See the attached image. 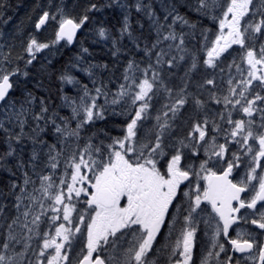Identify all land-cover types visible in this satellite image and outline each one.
Returning a JSON list of instances; mask_svg holds the SVG:
<instances>
[{
	"label": "snow or ice",
	"instance_id": "obj_1",
	"mask_svg": "<svg viewBox=\"0 0 264 264\" xmlns=\"http://www.w3.org/2000/svg\"><path fill=\"white\" fill-rule=\"evenodd\" d=\"M198 5L196 10L198 12L204 10L203 14L205 15L209 9L222 7L217 4V0H211V2L198 0ZM91 7L96 8V5ZM136 9L145 11V15L150 19L156 33V39L150 47L145 44L142 49L149 60L147 67L142 68L139 63L130 60L123 73L125 83L119 86L117 93L112 94L111 103L113 105L130 99L136 107L134 117L126 125V134L122 138H113L112 143L107 145V152L101 145L93 143L92 137L87 138L83 147L78 143L85 125L94 124L97 119L104 117L105 106L96 103L97 98L101 95L105 97V104L109 102V94L105 91L103 84L95 87L96 82L93 81L95 96L91 95L86 85L82 86L83 95L80 96L79 104L67 96L63 97L71 107L73 114L71 119L76 120L75 127L71 128L69 127L71 122L69 118L61 117L62 123H57L56 113L47 115L49 110L43 100L40 112L32 113L31 108L25 106L31 105L34 99L30 93L20 108L17 109L14 104L9 105L10 90L14 87V82L10 80V77L17 75L19 70L9 71L0 68V102H4L0 104V107L5 108L3 118L0 119V129L7 131L5 121L18 126L21 130L20 133L11 135L9 139H14L19 143L24 135L23 130L27 117L31 114L37 122L33 129L34 132L37 129L43 131L39 123L42 120L46 125L51 124L58 142L66 145L69 150V155L65 159L64 173L58 175L59 157L64 153L65 148L55 151V146H49L48 161L45 167L51 168L52 172L38 174L40 179L38 188L36 182L26 172L24 173V183L19 186L20 192L15 197L14 207L17 215L12 217L11 222L6 223L8 232L0 240V250H2L0 251V264H23V258L26 257L25 250L32 248L28 241L34 237L42 239V246L39 247L35 260H29L28 264H61V261H67V252L62 253V249H65L66 245L71 247L73 229L75 233L82 232V228L74 222V212L77 213L80 224L86 225L87 230V251L82 255L78 264H133V262L134 264H156L149 257V253L153 250V242L156 240L157 234L161 232V227L167 223L170 229L173 228L171 220H166V217H171L172 220L176 219V214L170 212V208H176L177 212H186L187 214L183 217L184 224L180 229L179 236L175 243L170 245L169 264H191L196 243V225L199 222L206 225L210 222L197 219L202 213L207 214V210L202 207V204L209 205L212 213L218 217V221L215 222V230L211 234L210 247L218 248L219 251H209L207 256L202 259L201 264H209L208 258L219 257L220 253H225V264H232L234 257L227 255L228 249L225 243L220 240L221 235L227 244L231 245L232 252L251 253L243 257L245 260H254L258 254L260 264H264V245L258 242L255 233H247L249 238L246 239H241L239 228L234 229L236 237H232L229 233L232 225L238 224L240 220H243L244 223L248 222L247 214L239 217L236 215L243 208L258 212L259 219L252 218L251 223L256 228L264 230V203L261 204L260 209H257L258 202H264V174L257 173V167H260L264 173V165L261 164V158H264V133L255 132L254 120L249 119L246 128V122L243 119H233L231 111L228 110V105H231L233 109L239 105L240 110L250 118L258 112L260 115L259 127L264 128V107L256 105V101L264 102V96L257 93L253 99H249L246 95L253 87V81L264 85V75H257L258 72L264 70V43L260 45L259 53L254 52V44L249 46L246 43L249 40L255 42L260 36H264V0H260L259 4H257V0H230L228 2L226 10L223 11V19L219 21L220 33L213 46L208 50V58L204 61L208 67H216L215 60L233 44H238L246 50L244 59L248 64L249 71L247 78L239 81V85H241L239 91L233 86V81L230 79L228 81L230 95L223 96L221 101L215 93L212 94L215 102L218 104L223 102L225 110L229 113L227 118L223 112L218 114L221 120L226 119V122L232 126L224 130L227 133L225 143L216 144L214 142L210 146L204 147L207 159L200 161L198 169L194 164H182L183 149H191L193 156L197 154L195 145L191 143L196 140L193 133H199L197 144L200 141H205L207 134L205 128L197 123L193 131L189 132V142L180 140L181 147L177 148L171 158L166 161V175L158 167L160 160L167 155L164 137L171 128L170 121L188 102L186 85L185 88L179 90L173 103L163 106L166 109L163 111V117L166 119H162L160 115L156 116L157 123L154 127L157 131L154 143L151 139L139 137L138 128L143 125L138 122L148 118L147 109L151 107L150 101L158 95L160 88L169 97L172 95V89L168 88L163 80V66L167 64L169 70L177 67L179 62L185 59L184 54L188 51L184 46L183 34L178 36L174 26L177 22L191 28H195V25L190 24L182 16L173 15V11L167 12L163 18L166 22L172 16V23H163L155 16L151 5L145 6L137 3ZM257 15L260 17L259 22L255 21ZM247 16H250V19L244 20ZM49 18V13L44 12L35 24V28L41 29ZM87 19L88 17L85 16L79 23L74 22L71 18L62 19L57 32V41L66 39L71 44L77 29ZM242 20H244L243 25ZM165 28L168 29L166 34ZM224 29H227L226 34ZM125 34L130 40L137 43V49L141 50L137 38L130 29L127 15H125L123 26L120 29L121 39ZM99 36L106 38L107 34L103 28L99 30ZM177 39H179V43H169L167 50L162 46L165 41L175 42ZM222 41L223 43H221ZM117 43L118 41L114 39V56L121 51L119 47H116ZM47 47H49L48 44L39 43L34 37L31 38L26 48L30 59L26 63L31 64L36 58L35 53ZM172 49L178 53V59L176 55L168 58ZM85 51L87 50L85 49ZM153 56L154 63L152 62ZM191 67H196L195 58H193ZM236 67L240 70L239 65ZM137 73H142V75L138 76ZM169 75H171L170 71ZM61 81L73 86L78 83L74 77L68 74L63 75ZM205 83L212 85L214 81L209 79ZM237 95L239 98L233 99ZM86 100H91V104H88ZM137 102H140L138 106ZM193 103L197 108L203 106V102L197 97H193ZM207 123L206 119L204 124L207 125ZM213 131H219V127L214 125ZM250 139H255L258 142V150L254 151L253 146L249 144ZM213 141H215V137H213ZM32 142L35 144L41 141L33 138ZM228 143L240 144L246 155L253 154L252 162L255 166H250L246 178L241 179L238 183H234L229 177L232 175L233 169L240 166L239 163H236L240 160V156L233 153L232 160L225 158ZM9 147L11 148V145ZM53 151H55V155L52 154ZM12 154V151L6 153L8 156ZM38 160V153L34 150L29 165L34 171L35 163L33 162ZM219 161H224L227 164L223 174H218L214 170ZM18 167L24 168L25 165L21 162ZM69 168H71L70 181L67 178ZM192 178L195 180L194 187ZM201 180H203V184L199 183ZM184 181L189 182V190L183 191L185 201L181 202L179 199V193L182 191L180 185ZM252 181L257 183L252 184ZM85 184L87 187H84ZM28 185H32L31 191L28 190ZM16 187L18 185H12L13 189ZM250 188L252 190L250 197H242L241 193L249 192ZM82 196L87 199H80ZM25 200L28 203H24ZM45 201H51V203H45ZM174 201H176L175 204ZM233 201L239 206H234ZM79 203L86 204L87 208L81 211L76 207ZM184 203L187 204L186 208L183 206ZM36 205H39L38 212L35 211ZM49 212L52 215H48ZM61 213L62 220L71 227H66L64 222L57 225V221L61 219ZM42 217L47 218L49 228L55 227L54 236L47 230L41 231V225L46 222ZM4 219L7 220L6 217ZM14 226L27 229L28 235L17 238ZM260 234L264 235V232ZM206 235H208L207 232ZM21 240L24 241V250L16 251L15 245L20 244ZM125 244L127 247H124ZM49 249L54 251L50 252ZM165 249L167 251L169 245H165ZM253 249H255V253H253ZM118 252L122 255L117 256ZM174 257L176 259H173ZM235 264H240L239 257L235 258Z\"/></svg>",
	"mask_w": 264,
	"mask_h": 264
},
{
	"label": "rangeland",
	"instance_id": "obj_2",
	"mask_svg": "<svg viewBox=\"0 0 264 264\" xmlns=\"http://www.w3.org/2000/svg\"><path fill=\"white\" fill-rule=\"evenodd\" d=\"M6 0H0V2H5ZM93 1V0H92ZM97 1V0H94ZM22 3V7L26 9V11H22L20 8L16 9V13L20 12L22 17L27 16L29 17V20L27 22L28 27L27 29L14 27L8 31L10 27L4 23H0V68L6 69L4 67L7 66L5 59L3 58L5 51L8 50L7 53L12 54V50L16 49L20 43H26V47H22V49L25 51L27 48V44L29 43L31 38H35L39 43L48 44L49 47L42 49L40 52L35 53L36 56L39 57V59H44L48 61L47 64H40L37 69L34 68H24L23 70L18 71L17 75L12 76V81L14 82V87L17 85V98L10 97L8 100L9 105H15V107L18 109L20 108L21 104H24L26 99H28L29 93L34 98L31 105H25L26 107H30L32 110V113H39L41 110V101L43 100L45 102V106L48 108L47 115H51L52 113L57 114V123H62L60 120L61 117L69 118L70 124L69 127L74 128L76 125V120L71 119L72 117V110L71 107L68 106L67 101L63 99V97L67 96L69 99L74 101L76 104H79L80 102V96L83 95V87L84 85L87 86V88L90 90L91 95L95 96V87H99L101 84L105 86V91L109 94L108 95V103L105 104V97L103 95L99 96L96 100V103L98 105H104L105 106V112L103 119H97L94 123V125L102 123L106 118L110 120H118L120 123L119 125H112L111 132L108 133L106 130L103 131L100 135V141L96 140V137H92V142L96 145H101L105 152H107V145L112 143L113 138L120 137L122 138L126 134V125L128 122H130V119L134 117L135 115V107L132 104V101L130 99L122 100L121 103L113 105L111 103L112 94L117 93L119 91V86L123 83H125L123 78L124 69L121 71V73H114L115 70L107 67L105 64L101 65L99 64V61L96 59L94 60L91 55H89L88 51H85V47L83 45L82 41H79L78 39L75 41L73 45H70L66 39H61L57 41V32L59 30V24L62 19L71 18L74 20V22L79 23L82 17L83 7L84 4L88 3L89 0H20ZM211 2V0H209ZM230 2V0H217V4L221 5L222 7L218 6L213 9L207 10V14H203L204 10L197 11L196 9L199 7L198 0H100L98 3H100L96 7L95 11H98V13H101L104 18L106 16V9L111 13V11L117 12L118 21H120V28L117 29V33L120 37V29L123 26L125 15L128 16V23L130 25V29L134 35V28L138 29L139 32L142 31V35L144 36L145 31L149 28L151 33L155 34V31L152 27L151 21L148 18L147 15H145V11H137L136 5L137 3H140L142 5H151V10L155 13V16L159 18V20L166 24L172 23V16L169 17L168 21H164V16L169 11H173V15H179L184 17L186 20H188V17L184 15L185 11L187 14H192L195 17H192L195 20H198L199 18L202 19L201 26H207L211 29H207L204 31L203 35H206L207 39L203 37L201 39L200 47L197 46L192 50V54L190 53L191 60L193 62V58H195L196 67L192 68L189 74L186 69L187 67L184 65V63H187L188 59H184L183 61L179 62V66L172 68L171 75H174V78L178 79L179 86H182L181 88H185L186 85V92H191V100L188 101L183 108L180 109V111L176 114V117L170 121L171 128L169 130V135L173 136L175 140L170 141L166 143L165 151L167 155L175 153L178 146L175 145V142H179L180 140L189 141V132L193 131L194 126L199 123L200 125L204 126L205 131L207 132L208 127L210 126V123L212 125L218 126L219 131H213V128L210 129L212 132L211 134H206L205 141H200V143H208V145H205V147L210 146L214 142L218 144V138L221 136L220 132L226 128L229 129L232 126L229 125L225 120H221L220 116L218 115L220 112L224 113L225 118L228 116V111L225 110L223 102L216 103L215 100L212 98V94L215 93L216 97L221 99L225 95H230L228 92V81L231 79L233 81V86L237 88V91H239L241 85H239V81L242 79L247 78V73L249 71L248 64L244 57L246 56V50L242 49L240 45L233 44L231 47H229L225 52H223L220 57L215 60L216 67L210 68L208 67L204 61L208 58L207 52L208 50L213 46V43L220 33V27H219V21L220 19H223V11L226 10L227 4ZM260 0H257V4H259ZM39 3L44 5V8H40ZM21 6V4H20ZM184 9V10H183ZM0 11L2 12L0 14V19L5 18V14L7 11L5 10V7L0 3ZM102 11V12H100ZM44 12L49 13V20L46 21V23L41 27V29L37 30L35 28V24L38 22L39 18L43 15ZM7 15L12 16L14 14L7 13ZM54 17V18H53ZM79 17V19H78ZM250 19V16H247L244 18V20ZM191 20V19H190ZM244 20H242V25L244 23ZM260 17L259 15L256 16L255 21L259 22ZM33 21V22H32ZM117 20H115L116 23H118ZM189 21V20H188ZM1 22V21H0ZM30 22L32 24L30 25ZM208 22V23H207ZM14 22L11 21V24ZM189 23L193 24V22ZM14 25V24H13ZM30 25V26H29ZM143 25V26H142ZM82 31L80 34L86 35L89 38V43L92 44L95 40H99L100 43H105V45H108L113 48L115 51V48L113 46V40L116 38L112 36V33L109 29H107L103 24H88L87 26H84V23L82 24ZM188 26L183 25L180 22H177V24L174 26L175 31H178V36L183 30H188ZM103 28L107 34L106 38H101L99 36V30ZM193 29V28H191ZM204 29V28H203ZM227 29H224L225 34ZM168 29L165 28L164 32L167 33ZM79 33V32H78ZM128 41L130 40L125 34ZM137 35V34H136ZM139 34L137 35L138 38ZM146 36V35H145ZM144 36V37H145ZM124 38V37H123ZM122 38V39H123ZM142 40V39H137ZM132 41V40H131ZM223 43V41L221 42ZM246 43L249 46L255 45L253 50L256 53H259L260 51V45L264 43V36H260L258 40L255 42L249 40L246 41ZM135 44V43H133ZM168 41H165L163 43V47L167 50ZM136 46V44L134 45ZM12 47V48H11ZM62 49H70L67 50L69 56V63L68 65L65 64L63 69L59 71L58 75L54 78V73L50 68H47V65L49 63H53L54 57L59 54V52ZM87 50V49H86ZM76 53H75V52ZM23 56H29L27 51L23 53ZM16 58V56H15ZM21 61V57L19 59V62ZM74 63V65H73ZM67 65V66H66ZM236 65L240 66V70L237 69ZM40 69V70H39ZM38 71L43 72L40 77H38ZM118 71V70H117ZM26 73V74H25ZM188 74L187 76L185 74ZM65 74L71 75L75 78V81L78 83L73 85H68L66 82L61 81V77ZM138 76H141L142 73H137ZM257 75H261L260 72L257 73ZM213 80L214 84L209 85L206 84V80ZM95 80V87L93 85V81ZM50 85H54L55 88L58 91L56 99L55 96L52 97V94L50 93ZM178 85V84H177ZM203 85V87H201ZM253 87L249 89L248 93L246 95L249 99H253L254 96L259 93L261 96H264V88L263 90H258V81L252 82ZM180 88V89H181ZM179 89V90H180ZM138 90V89H137ZM177 90V93L179 92ZM44 94V98L41 96V94ZM250 94V95H249ZM193 97L199 98L203 102V106L200 108H197V106L193 103ZM239 96L233 97V99H237ZM188 99V98H187ZM88 104H91V100H86ZM140 102H137V106ZM151 107L147 109L148 117L153 116V108L160 107L162 111V119H166L163 117V111L166 109L163 108L165 104H171V101L168 98H164L163 101H159L157 97L153 98L152 101H150ZM257 107H264V102L262 101H256ZM228 110L231 111V116L233 119H243L246 122V128L248 127L247 121L249 119H252L255 121V124L253 125L254 130L256 133H264V128L259 127L260 124V115L258 112L253 114V117L246 116L241 110L240 106L237 105L235 109L232 108L231 105H228ZM5 111V108L0 107V119L3 118V113ZM169 116H171V113H169ZM207 119L208 123L207 125L204 124V121ZM148 120L144 119L139 124H142L143 127L138 128V135L141 139H151L153 143L155 142V132H151L148 125ZM36 121L32 118V115L29 114L27 117V122L24 127V135L22 136L21 142H19V151L14 155V161L19 165L21 162L25 165L24 168L18 167L19 177L16 182V185L18 187L15 188V197L16 194H19L20 187L24 183V173L26 172L29 177L33 181L36 182V187L38 188L40 185V179L39 175L42 174H48L52 172L51 168L45 167V164L48 161V154H49V146H55V151H59L61 148H65L64 153L59 157L60 163L58 165V175H62L64 173L65 168V159L69 155V150L66 148V145H63L58 142L57 136L53 131V126L51 124H45V122L42 120L40 121V127L43 129V131H40L37 129L35 132L33 129L36 127ZM121 123L123 125H121ZM176 124H178V127H176ZM92 125V124H88ZM88 125H85L88 126ZM5 127L7 128V131L4 129H0V133H2L5 138L9 141V137L14 134L20 133V128L18 126H14L11 123H7L5 121ZM188 130V131H187ZM83 133V132H82ZM193 135L196 138V141L199 140V133L194 132ZM227 135V133H226ZM170 136V137H171ZM211 138H209V137ZM91 137L86 134L81 135V139L79 140V145L83 147V145L87 142V138ZM213 137H215V141H213ZM33 138H37L39 143H33ZM229 139L231 137L229 136ZM239 139V138H237ZM165 141H168L166 136L164 137ZM7 141H5L6 143ZM15 143H17L15 141ZM73 143H76L73 141ZM249 144L253 146L254 151L259 149V144L255 139H250ZM12 148V146H11ZM228 151H226V157H232L233 153H236L242 157V161L244 162H238L239 167H236L234 170L236 174L244 173L246 174L249 170L250 166H255L252 162V156L253 154H245L244 149L241 147L240 144L237 143H228L227 144ZM36 151L39 156V160L35 161V171L30 165V160L33 151ZM55 151L52 152L53 155H55ZM247 156L248 160L245 162V156ZM202 157L207 158L205 155V152L203 151ZM171 158V157H170ZM169 158V159H170ZM215 159V158H214ZM164 161V158L161 160L160 163V169L162 166V162ZM13 162V161H12ZM14 163V162H13ZM219 163V162H218ZM217 164V163H216ZM159 167V165H158ZM199 168V166H198ZM13 169V168H12ZM167 171V167H166ZM69 176L67 177L70 181V173L71 168L68 169ZM165 172V171H164ZM166 173V172H165ZM257 173L258 174H264L262 173V169L260 167H257ZM239 178V177H238ZM246 178V175L244 176ZM54 179H56L54 177ZM58 183V180H57ZM252 184H256V181H252ZM78 187L80 185H77ZM84 187H87L85 184ZM32 185H28V190L31 191ZM251 189V188H250ZM252 192V190H250ZM80 199L86 200L87 197H81ZM16 200V199H15ZM24 203H28L27 200L24 201ZM45 203H51V201H45ZM83 205V203H80ZM77 207V205H76ZM78 208V207H77ZM87 208V205L84 204L82 209ZM23 211V209H21ZM35 211H39V205L35 206ZM75 213V212H74ZM73 213V217H74ZM257 219L259 217L258 212L257 213H250ZM17 215V212L16 214ZM48 215H52V213H48ZM31 219V217H29ZM46 222L41 225V231L47 230L51 233V235H55V227H48L47 224V218L42 217ZM21 220H23V217H21ZM215 218V222H216ZM61 222H64L62 220V213H61V219L57 221V225ZM214 222L212 232L215 230L216 223ZM66 227H71V225H68L67 222H64ZM77 225H79L82 228L81 233H75L73 229L72 234V240H71V247L69 248L67 245L65 249H62L63 252H67L68 259L69 254L74 252L79 254L80 253V243L77 242L80 240H83L82 244L86 247V241H87V235H86V226L84 227V224H80L79 220L76 222ZM197 233L200 231L199 227L200 225L197 224ZM240 229V227H239ZM22 231L27 232V229H22L19 226H14V232L17 235L20 234ZM241 231V229H240ZM28 234V233H27ZM212 234V233H211ZM211 234L209 235V238L211 239ZM205 238L209 239L206 235ZM209 239V240H210ZM220 240L222 241V235L220 237ZM31 241H35V251L36 253L39 250V247L42 246V239L40 237H34ZM211 241V240H210ZM59 242V241H58ZM170 247V246H169ZM49 251H54L53 249H49ZM87 251V249H86ZM218 252V248H209L207 252H205L204 257L207 256L208 252ZM225 253H220L219 257L211 256L209 257V264H223V259H225ZM169 257V255H168ZM202 257L199 259L197 264H201V261L203 259ZM168 262H169V258ZM175 259V257L173 258ZM30 260H35V257H33ZM29 261V260H28ZM28 261L26 264H28ZM154 261L156 264H158V259L155 258ZM67 261H61V264H67Z\"/></svg>",
	"mask_w": 264,
	"mask_h": 264
},
{
	"label": "trees",
	"instance_id": "obj_3",
	"mask_svg": "<svg viewBox=\"0 0 264 264\" xmlns=\"http://www.w3.org/2000/svg\"><path fill=\"white\" fill-rule=\"evenodd\" d=\"M2 1V0H1ZM100 0L97 1H92L89 0L88 3L84 4V9L82 12V17L81 19H83V17L87 16L88 19L84 22V26H87L88 24H103V26H105L107 29L110 30V32L112 33V36H114L116 38V41H118L116 47H119L121 49V51L117 54V55H113V48L105 45V43H100L99 40H95L92 44H90L89 38L86 35L80 34L78 36V40L83 42L84 47L87 49L89 55L92 56V58L94 60H98L99 64L103 65L105 64L107 67L115 70V74L116 73H121V71L123 70V68H125L128 65V62L130 60H134L137 63H139L141 65V67H147L149 60L148 57L145 56L144 52L142 51V49L144 48L145 44H147L149 47L151 46L152 42L156 39V35L151 33V31L149 30V28L145 31L144 36L142 35V31L139 32V28L136 29L134 28V36L137 38V35L139 34L137 39H142V40H137V42L139 43V47L141 50L137 49V43L136 46H134L135 44H133L134 42L127 39L126 35H124L123 39L119 38V35L117 33V29L120 28V21H118V15L116 11H111V13L106 9V16L107 18H104V16L101 15V13H98V11H95L96 8H100V7H96V8H92V5H96L98 6L100 3H98ZM4 7L5 10L7 11V13H12L14 15L9 16L7 15V13L5 14V18L4 19H0V23H4L5 25L7 24L8 27H10L8 29V31L14 27H19L21 29L25 28L27 29L28 27V20L29 17L24 16L22 17L20 14H22L24 11H26L25 8H23L22 3L20 2V0H6L4 3L0 2ZM21 4V6H20ZM40 8H44V5L39 3ZM20 8L23 12L20 14L16 13V9ZM184 10V9H183ZM102 12V11H100ZM2 12L0 11V14ZM184 15L186 17H188V20L190 22H193V24L195 25V28L191 29L189 27L188 30H183L180 34H183L184 39H185V47L188 50L184 55H185V59H188L187 63H184V65L187 67L186 69H188V73H190L191 69H192V60L190 57V53L192 54V50L200 45V41L203 37H206V35L204 34V31H206L208 28L211 29L209 27V25H205V26H201V22L202 19L204 18H199L198 20L193 19L192 17H195L194 15L187 14V12L185 11ZM79 19V17H78ZM80 19V20H81ZM191 19V20H190ZM115 20L118 21V23L115 22ZM11 21L14 22L13 24H11ZM33 22V21H32ZM32 22H30V25L32 24ZM208 23V22H207ZM191 24V23H190ZM29 25V26H30ZM143 26V25H142ZM29 28V27H28ZM204 28V29H203ZM178 33V31L176 32ZM137 34V35H136ZM168 43H179V39H177V41L172 42V41H168ZM26 47V43H20V45H18V47H16V49L12 50V54L7 53L8 50L5 51V54L3 56V58L5 59V57L7 58L6 64L7 66L4 65V67L11 71L13 69H18L23 70L24 68H34L37 69L38 66L40 64H47L48 61H46L44 59V57H42V59H39L38 56L35 55V59L32 61L31 64H27V60L30 59L29 56H23V53H25V51L22 49V47ZM200 47V46H199ZM12 48V47H11ZM70 49H62L58 55H56L54 57L53 63H49L47 65V68H50L52 70V72L54 73V78L56 75H58L59 71H61L64 67L65 64L68 65L70 59H69V54L68 51ZM75 52V51H74ZM76 53V52H75ZM172 55H176L177 59H178V53L176 52L175 49L171 50L170 56L168 57L169 59L171 58ZM16 56V58H15ZM21 57V61L19 62V59ZM152 62L154 63V56H153V60ZM66 65V66H67ZM74 65V63H73ZM179 66V64H178ZM164 72H163V80L165 81V84L168 88L172 89V95L171 97L168 96L167 93L164 92V90L162 88L159 89L158 95L156 96L157 99L161 102L163 101V99L166 97L168 98L171 103L174 102V100L177 98V90H179L182 86H179L178 83V79L174 78V75H169V70L167 64H165L163 66ZM40 70V69H39ZM118 70V71H117ZM38 77H40L42 75L43 72L38 71ZM192 72V71H191ZM150 73H149V77H150ZM178 84V85H177ZM57 89L55 88L54 85H50V93L52 94V97L55 96L54 99H56L57 93L58 91H56ZM263 90L262 88L259 89V91ZM187 93V92H186ZM17 94L18 91L16 90V88L14 87L13 92H12V96L14 98H17ZM41 94V93H40ZM187 98L188 101L190 102L191 100V92L187 93ZM153 116L148 117L147 118V122L148 125L150 127V129L152 130L151 132H155L157 129L154 127L157 123L156 121V116L160 115L162 116V111L160 107H155L153 108ZM119 121L118 120H110L108 118H106V120H104L102 123L97 124V125H88L85 127V129L82 131V134H86L88 136L91 137H96V140L100 141V135L103 131H107L108 133L111 132V126L116 124L119 125ZM121 125H123L121 123ZM176 127H178V124H176ZM168 138V142L175 140V138L171 135L168 134L166 135ZM171 136V137H170ZM5 141H7L5 143ZM165 143V140H164ZM19 144L20 143H15V140H7L5 138V136L0 133V157H3V159H0V208H2V211H0V240L3 239V237L7 234L8 229L6 227V223L7 222H11L12 217L16 216V209L14 207L16 200H15V189L12 188L13 184H16L18 177H19V172H18V165L17 163H15L14 161V155L19 151ZM9 145L12 146V148L9 147ZM9 151H12L13 154L11 156L6 155V153H8ZM14 163H13V162ZM35 163V162H33ZM13 168V169H12ZM84 206L81 205L80 203L77 204L78 209H80L81 211L83 210L82 207ZM86 209V208H84ZM7 218V220L5 221L4 218ZM78 217H77V213H74V222L76 223L78 221ZM28 235L27 232L22 231L20 234H18V238H21L22 236H26ZM31 245L32 248L25 250L26 251V257L23 258V264H26V262L30 259H32L33 257H35L36 255V245H35V241H28ZM77 242L80 243V255L84 254L85 252V248L84 245H82L83 240H80ZM23 243L24 241L21 240L20 244L15 245V249L16 251H21L24 250L23 249ZM2 251V250H0ZM75 252V251H74ZM72 252V254H77ZM19 259V258H18Z\"/></svg>",
	"mask_w": 264,
	"mask_h": 264
},
{
	"label": "flooded vegetation",
	"instance_id": "obj_4",
	"mask_svg": "<svg viewBox=\"0 0 264 264\" xmlns=\"http://www.w3.org/2000/svg\"><path fill=\"white\" fill-rule=\"evenodd\" d=\"M259 73V72H258ZM15 88L17 90V85H15ZM41 96L44 98V94L42 93ZM212 127L209 126L207 129V134H211L212 132L210 131ZM188 131V130H187ZM221 134V138H224V140H221L220 137L218 138V144H224L225 143V135L226 132L224 130H222L220 132ZM209 137V136H208ZM211 138V137H209ZM186 143H188L189 141H185ZM191 143H193L196 147V151L197 154L195 156L192 155V151L191 149L185 148L183 149V153L184 156L182 157V164L184 163H188V164H194L195 167L198 169L199 163L201 160L207 159L205 157H202L203 155V151H204V147L205 145H208V143H196L195 141H191ZM175 145L178 146L177 148H180V143L179 142H175ZM174 154V153H173ZM172 154H170L169 156H165L164 157V161L162 162V166H161V171L162 173H164L166 175V161L171 157ZM245 156V162L248 160L247 156L244 154ZM242 157L243 155H241L240 160L237 162H244L242 161ZM225 158H226V153H225ZM229 159V158H228ZM227 159V160H228ZM261 164L264 165V158H261ZM226 168V163L224 161H219V163H217L214 167V170L218 173V174H223V171ZM261 169V168H260ZM165 171V172H164ZM246 174L244 173H239L236 174V172L233 169L232 175L230 176V180H232L234 183H238L239 181H241V179H244V176ZM239 177V178H238ZM193 179V187L195 185V180ZM200 184H203V180L199 181ZM180 189L182 190L179 193V199L181 202L185 201V198L183 197V191H187L189 190V182L188 181H184V183H182L180 185ZM251 190V189H250ZM249 190V192L246 193H241L242 197L248 198L250 197V195L252 194V192ZM195 193L193 192V195ZM176 203V201H174V204ZM264 203V202H262ZM262 203H258L257 204V209H260L261 204ZM234 206L238 207L239 205L234 203ZM185 208L187 207V204L184 203L183 205ZM202 207L205 208L207 210V214H201L200 217H198V220H209V224H205L203 222H199L197 224L200 225L199 227V232L196 233V243H195V247L193 249V259L191 264H197V262L199 261V259L205 254V252H207L210 248L211 245V239L209 238V235L212 233V229H213V225L215 222V218L218 221V217L215 216L214 213H212L211 211V207L207 204H202ZM170 212L175 213L176 214V219L172 220L171 217H166V220H171V223L173 225V228L170 229L168 224L166 223L165 225H163L161 227V232L157 234L156 240L153 242V250L149 253V257L154 260L155 258L158 259V264H169L168 262V252H170V247L169 249L166 251L165 249V245H172L175 243L176 238L179 236L180 234V229L182 227V225L184 224V215H186V212H177L176 208H170ZM250 213H257L256 210L253 209H248V208H243L240 210V213H238V217L243 215V214H247L248 217V222L244 223L243 220H240L238 222V224H235L229 231L230 235L232 237H236V231H234V229H237L240 227L241 229V239H246L249 238L246 234L251 232V233H255L256 234V239L258 240V242L261 245H264V235H261L260 233L264 232V230L258 229L255 227V225H253L251 223V219L255 218L253 215H251ZM259 219V217L257 218ZM220 227L222 228V225H220ZM206 232L208 233V235H206ZM205 235L210 239L205 238ZM129 239H131V237H129ZM222 242L225 243L226 248L228 249L227 255H231L234 257L232 264H235V258L239 257L240 258V264H260V261L258 259V254L256 259L254 260H245L243 259L244 256L250 255L251 253H234L231 251V245L227 244V241L223 239L222 236ZM124 247H127V244L124 245ZM157 250H159V252H157ZM253 253H255V249H253ZM117 256L122 255V253H116ZM225 255V254H224ZM176 259V258H175ZM223 264H225L226 262V257L225 259H223ZM134 264V262H133Z\"/></svg>",
	"mask_w": 264,
	"mask_h": 264
},
{
	"label": "water",
	"instance_id": "obj_5",
	"mask_svg": "<svg viewBox=\"0 0 264 264\" xmlns=\"http://www.w3.org/2000/svg\"><path fill=\"white\" fill-rule=\"evenodd\" d=\"M80 31V28L79 29H77V31H76V33H75V36L73 37V40H72V42L74 41V39L76 38V36H77V34H78V32ZM234 202V201H233Z\"/></svg>",
	"mask_w": 264,
	"mask_h": 264
},
{
	"label": "bare ground",
	"instance_id": "obj_6",
	"mask_svg": "<svg viewBox=\"0 0 264 264\" xmlns=\"http://www.w3.org/2000/svg\"><path fill=\"white\" fill-rule=\"evenodd\" d=\"M250 95V94H249Z\"/></svg>",
	"mask_w": 264,
	"mask_h": 264
}]
</instances>
